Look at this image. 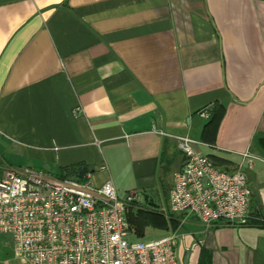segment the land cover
Segmentation results:
<instances>
[{"label": "crops", "instance_id": "0c3cea01", "mask_svg": "<svg viewBox=\"0 0 264 264\" xmlns=\"http://www.w3.org/2000/svg\"><path fill=\"white\" fill-rule=\"evenodd\" d=\"M180 136L246 174L247 222L170 212ZM25 166L139 194L181 264H264V0H0V174Z\"/></svg>", "mask_w": 264, "mask_h": 264}, {"label": "built area", "instance_id": "2783aa9c", "mask_svg": "<svg viewBox=\"0 0 264 264\" xmlns=\"http://www.w3.org/2000/svg\"><path fill=\"white\" fill-rule=\"evenodd\" d=\"M177 139L185 162L174 176L170 212L192 214L208 227L247 222L253 191L246 174L216 166L191 137ZM135 202L139 194L122 198L111 182L96 187L89 177L10 168L0 174V233L11 235L16 256L30 264H181L175 232L130 242L128 211Z\"/></svg>", "mask_w": 264, "mask_h": 264}, {"label": "trees", "instance_id": "16d2710c", "mask_svg": "<svg viewBox=\"0 0 264 264\" xmlns=\"http://www.w3.org/2000/svg\"><path fill=\"white\" fill-rule=\"evenodd\" d=\"M209 124L214 122V117H209ZM61 178H74L69 177L67 175H61L59 176ZM78 180H85V179H79ZM130 219V222L135 228L137 229L138 235H144L145 229L148 226H153L156 228H162L165 230L176 229L178 226V223L175 221V219L169 215H166L164 212L159 211L154 208L150 207H144L139 202L132 203L129 206L128 211V220ZM199 264H205L203 260L200 261Z\"/></svg>", "mask_w": 264, "mask_h": 264}, {"label": "rangeland", "instance_id": "374dc122", "mask_svg": "<svg viewBox=\"0 0 264 264\" xmlns=\"http://www.w3.org/2000/svg\"><path fill=\"white\" fill-rule=\"evenodd\" d=\"M129 224H130V233H131L129 237L130 242H139V241L148 242L151 240L161 238L167 234V230L165 229L148 226L145 229L144 235H138L137 229L135 228V226L131 224L130 219H129ZM1 239L6 240L8 242L12 240L11 236L8 234L5 235V237L0 235V240Z\"/></svg>", "mask_w": 264, "mask_h": 264}, {"label": "water", "instance_id": "95a60500", "mask_svg": "<svg viewBox=\"0 0 264 264\" xmlns=\"http://www.w3.org/2000/svg\"><path fill=\"white\" fill-rule=\"evenodd\" d=\"M189 256H190V252L187 253V255H186L185 259H184V264H188Z\"/></svg>", "mask_w": 264, "mask_h": 264}]
</instances>
